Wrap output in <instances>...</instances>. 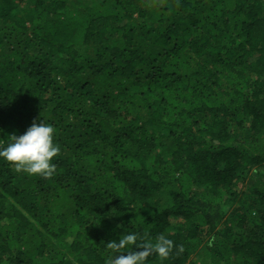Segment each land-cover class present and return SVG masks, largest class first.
<instances>
[{"label":"trees","instance_id":"trees-1","mask_svg":"<svg viewBox=\"0 0 264 264\" xmlns=\"http://www.w3.org/2000/svg\"><path fill=\"white\" fill-rule=\"evenodd\" d=\"M42 120L53 176L0 159V264L130 232L183 246L146 264H264V0H0V140Z\"/></svg>","mask_w":264,"mask_h":264},{"label":"clouds","instance_id":"clouds-1","mask_svg":"<svg viewBox=\"0 0 264 264\" xmlns=\"http://www.w3.org/2000/svg\"><path fill=\"white\" fill-rule=\"evenodd\" d=\"M55 129L43 120L37 124L35 121L21 135H10L7 140H0V159L12 164L18 172L29 175L51 177L54 175L56 165L52 163L58 154L59 148L54 143ZM140 239L136 232H130L120 238L118 242L110 241L106 244L110 255L106 264H146L150 256H158L161 260L167 259L173 253L183 252L182 245L174 244L172 239L159 235L154 242ZM135 245L139 251H131ZM128 248L127 254L121 250Z\"/></svg>","mask_w":264,"mask_h":264},{"label":"rangeland","instance_id":"rangeland-1","mask_svg":"<svg viewBox=\"0 0 264 264\" xmlns=\"http://www.w3.org/2000/svg\"><path fill=\"white\" fill-rule=\"evenodd\" d=\"M25 6H27V5H25ZM252 184H253V180L251 179L250 174L248 173L244 177L243 184L238 189L239 194H241L244 191H246L249 188V186H252ZM195 258H196V256L194 257V259Z\"/></svg>","mask_w":264,"mask_h":264}]
</instances>
